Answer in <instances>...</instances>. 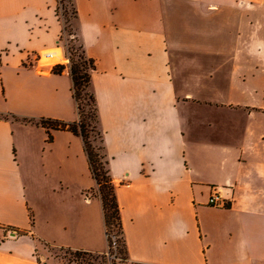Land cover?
Segmentation results:
<instances>
[{"label":"crops","instance_id":"0c3cea01","mask_svg":"<svg viewBox=\"0 0 264 264\" xmlns=\"http://www.w3.org/2000/svg\"><path fill=\"white\" fill-rule=\"evenodd\" d=\"M72 1L128 264H264V0ZM56 5L0 0V264H65L50 248L107 250L80 137L51 130L49 142L22 121L77 120L71 79L60 81L68 64L56 75L62 63H42L43 52L63 53ZM53 152L62 173L25 165ZM213 193L223 207L208 205ZM45 224L83 244L48 242Z\"/></svg>","mask_w":264,"mask_h":264},{"label":"trees","instance_id":"16d2710c","mask_svg":"<svg viewBox=\"0 0 264 264\" xmlns=\"http://www.w3.org/2000/svg\"><path fill=\"white\" fill-rule=\"evenodd\" d=\"M56 14L61 18L63 23V33L74 35L66 24L67 15L70 10L71 19L77 17L72 0H56ZM72 32V33H71ZM75 41L77 39L74 37ZM79 53L71 48L68 50L69 64L68 74L71 79V94L77 109V120L72 123L63 122L56 119L37 118L22 119L23 122L33 124L43 128L47 133V140L50 142L52 137L51 130H65L80 137L83 144L89 171L95 182V188L91 189L92 196L97 197L102 205L104 231L107 243V250L111 251L114 241L110 231L113 229L120 234L119 251L125 260L127 259V250L125 238L121 225L120 209L116 197V189L112 182L109 172V158L105 153L103 132L100 127L96 99L92 91L91 73L94 70V62L92 59L84 55L82 47L78 46ZM73 51V52H72ZM65 70V66L56 65L52 68L53 74H61ZM84 102V103H83ZM93 133L98 140L99 146L93 147L91 139ZM4 230L15 231L16 235H21L19 231L7 227ZM74 257L80 255H89L90 253L83 251H72L67 249Z\"/></svg>","mask_w":264,"mask_h":264},{"label":"rangeland","instance_id":"374dc122","mask_svg":"<svg viewBox=\"0 0 264 264\" xmlns=\"http://www.w3.org/2000/svg\"><path fill=\"white\" fill-rule=\"evenodd\" d=\"M70 17H71V15H70V10H69V13L67 15L66 24L68 25L69 30L73 31L72 30L73 20ZM60 42L61 43H60L59 48H61V50L64 51L66 56L69 54L68 50H70L71 48H73L74 50H76L79 53V49H78L79 43L77 41H75L73 35H68L67 33H64L63 36L61 37ZM55 61H56L55 59L54 60H46V59L42 58V63H44V62L53 63ZM63 79L64 80H60L61 83H63V81H64V85L67 82L70 84V78L68 76H65V78H63ZM44 112L47 114H50L54 111L50 105H47ZM41 118L52 119V117H50V116H46V117L42 116ZM75 119H76V108L74 105V120ZM91 141H92L93 147L97 148L99 146V143H98V140L95 136V133H93V138L91 139ZM59 159H60V157H58L54 152H53V154L52 153H45L43 158H41V159L37 158V159L32 160V161H26L25 165L27 167H32L37 173H40V174L42 173V174L51 175L54 172L59 174V173L64 172L65 165H66V163L61 162ZM41 198L44 202L47 199H50V197L47 195H44ZM37 208H38L37 209L38 214L41 217L42 222L44 223L47 215L49 217V211H50L49 205L45 204V206L43 208L38 205ZM35 219L37 222V217L33 215L32 216L33 226L35 225ZM45 226H46V224L43 226L46 231L42 234V236L45 238V240H47L50 243L51 242H55L56 244L57 243H71V244H73V246H81L83 244L80 241V238L74 237V239H70L69 235H67L65 233H62L61 236H56L55 233L50 232L49 229ZM4 231L8 232L7 233L8 235L11 234V233H9L10 230H4ZM110 233H111V235H113V237H112V240L114 241L113 247L111 248V251L106 250V252L103 254L90 253L89 255H80L79 257H74L65 248H63V249L50 248L49 251H50V254L52 257L58 258L59 260H61L65 264H128V262L124 259L125 257L123 255H121L120 251H119V241L121 239L120 234L117 233L116 231H114L113 229H111ZM95 239L98 240V242L101 246H103L102 248H105L106 238H105L104 230H103L102 226L100 227L99 236H96ZM54 260H56V259H54Z\"/></svg>","mask_w":264,"mask_h":264},{"label":"built area","instance_id":"2783aa9c","mask_svg":"<svg viewBox=\"0 0 264 264\" xmlns=\"http://www.w3.org/2000/svg\"><path fill=\"white\" fill-rule=\"evenodd\" d=\"M64 53V51H63ZM61 52H59V56H54V54L51 51H46L43 52L41 57L48 60V59H52V58H56L55 60H57L58 62L63 64H69V57L68 55L66 56L65 53L63 54ZM208 205L211 207H223L224 204L221 200V197L218 193H213L209 199H208Z\"/></svg>","mask_w":264,"mask_h":264},{"label":"bare ground","instance_id":"6f19581e","mask_svg":"<svg viewBox=\"0 0 264 264\" xmlns=\"http://www.w3.org/2000/svg\"><path fill=\"white\" fill-rule=\"evenodd\" d=\"M53 59H56V58H53Z\"/></svg>","mask_w":264,"mask_h":264}]
</instances>
